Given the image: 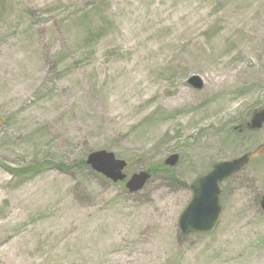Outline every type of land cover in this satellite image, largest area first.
Wrapping results in <instances>:
<instances>
[{"label": "rangeland", "instance_id": "1", "mask_svg": "<svg viewBox=\"0 0 264 264\" xmlns=\"http://www.w3.org/2000/svg\"><path fill=\"white\" fill-rule=\"evenodd\" d=\"M263 106L264 0H0V264H264ZM96 150L128 177L178 153L182 184L131 194L74 165ZM243 155L183 235L190 183Z\"/></svg>", "mask_w": 264, "mask_h": 264}, {"label": "water", "instance_id": "2", "mask_svg": "<svg viewBox=\"0 0 264 264\" xmlns=\"http://www.w3.org/2000/svg\"><path fill=\"white\" fill-rule=\"evenodd\" d=\"M186 83L193 89H201L204 85L201 77L197 74L188 77ZM246 125L251 130L263 127L264 106L253 112ZM87 155L86 164L94 172H98L113 183L125 180L124 186L131 194L143 190L144 185L151 178L146 170L132 173L127 178L124 172L127 166L126 161L118 159L111 151L96 150ZM178 159L179 155L175 153L167 156L162 163L174 167ZM248 160L247 155L232 158V160H220L214 163L209 171L199 175L190 183L192 198L178 217V228L182 234H208L215 229L222 210L220 205L221 182L241 171L240 169ZM261 206L264 210V196L261 200Z\"/></svg>", "mask_w": 264, "mask_h": 264}, {"label": "trees", "instance_id": "3", "mask_svg": "<svg viewBox=\"0 0 264 264\" xmlns=\"http://www.w3.org/2000/svg\"><path fill=\"white\" fill-rule=\"evenodd\" d=\"M255 111V110H254ZM47 164V163H46ZM43 164H41V166H42ZM51 165H53L54 167H56V168H58L59 170H68V169H70V168H72V166L71 165H54L53 163L51 164ZM50 165V166H51ZM74 165H76V166H79V167H83L84 169L85 168H88V166H86V163H85V160H81V161H79V162H76V164H74ZM35 168V167H34ZM34 168H31V167H29V169L28 170H20L19 172H25V173H29V172H32V171H35V169ZM171 169L172 168H170V167H168V166H163L162 164H159V165H155V166H153V167H149L148 169H147V171L150 173V175H152V177L155 175V173H162L171 183H173V184H182L179 180H178V178L174 175V173H172L171 172ZM17 171H15V173H16ZM18 172V173H19ZM17 173V174H18ZM151 177V178H152ZM202 235V234H201ZM201 235H197V236H201Z\"/></svg>", "mask_w": 264, "mask_h": 264}]
</instances>
